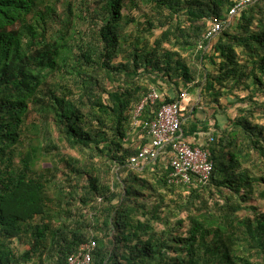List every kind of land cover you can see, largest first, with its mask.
Returning a JSON list of instances; mask_svg holds the SVG:
<instances>
[{"label":"trees","instance_id":"trees-1","mask_svg":"<svg viewBox=\"0 0 264 264\" xmlns=\"http://www.w3.org/2000/svg\"><path fill=\"white\" fill-rule=\"evenodd\" d=\"M236 1L0 0V264H264V0L203 40ZM183 88L226 122L181 109L204 184L127 165Z\"/></svg>","mask_w":264,"mask_h":264},{"label":"built area","instance_id":"built-area-1","mask_svg":"<svg viewBox=\"0 0 264 264\" xmlns=\"http://www.w3.org/2000/svg\"><path fill=\"white\" fill-rule=\"evenodd\" d=\"M258 0H237L228 11L226 20L214 19L203 35V40L211 42L224 27L225 23L231 24L233 19L246 7ZM202 48V47H200ZM162 96L157 90L147 93L133 112L132 125L141 124L140 117L146 105H153ZM187 99V88H183L175 102L163 105L154 121L145 122L143 128L149 138V144L145 145L136 155L132 156L127 165L133 169H142L145 165L156 162L162 155L166 156L171 170L168 177L170 184H188L192 179L198 183H206L211 175L212 163L210 151L199 146L192 147L183 141L181 124L183 122L181 109ZM209 138V142H212ZM95 242L82 244L79 249L68 256L65 264H91Z\"/></svg>","mask_w":264,"mask_h":264},{"label":"rangeland","instance_id":"rangeland-1","mask_svg":"<svg viewBox=\"0 0 264 264\" xmlns=\"http://www.w3.org/2000/svg\"><path fill=\"white\" fill-rule=\"evenodd\" d=\"M136 15V14H135ZM234 22V21H233ZM159 30H155L154 31V35H158L159 34ZM208 47H206L205 49H207ZM191 61L192 62H195V57L193 58L192 56H191ZM198 90L196 89V90H194V91H192V92H190L189 90H187V99L186 100H188V109L190 108V107H192V106H196L198 109H199V111H204V113L205 114H203L201 117H203V119H205V120H207V119H215V117H217L218 119H219V123L221 124V125H225V119L223 118V116L222 115H216L215 117H214V114H213V112H212V109H209V108H207V106H206V104L203 102V104H200L201 102H200V100H199V98H198V96H197V92ZM222 103H224V100L222 99V100H220ZM187 102H185V104H186ZM184 104V105H185ZM230 109L228 110V114L229 115H231L232 116V114H233V111H234V108L233 107H229ZM188 109H187V112L186 113H188ZM219 113V112H218ZM222 116V117H221ZM63 152H65V153H68V154H71V155H74V156H78L75 152H73V151H71L70 149H68V148H63ZM165 158V155H162L161 156V158ZM252 204L253 205H255V206H257L260 210H262V211H264V199L263 200H260V199H254L253 201H252Z\"/></svg>","mask_w":264,"mask_h":264},{"label":"crops","instance_id":"crops-1","mask_svg":"<svg viewBox=\"0 0 264 264\" xmlns=\"http://www.w3.org/2000/svg\"><path fill=\"white\" fill-rule=\"evenodd\" d=\"M193 141H194V138H191V139L189 138V142H193Z\"/></svg>","mask_w":264,"mask_h":264}]
</instances>
